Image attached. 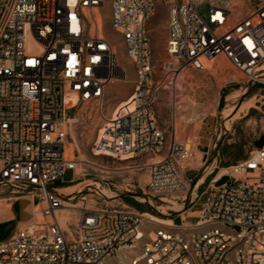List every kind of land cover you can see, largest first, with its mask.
I'll use <instances>...</instances> for the list:
<instances>
[{"label":"built area","instance_id":"built-area-1","mask_svg":"<svg viewBox=\"0 0 264 264\" xmlns=\"http://www.w3.org/2000/svg\"><path fill=\"white\" fill-rule=\"evenodd\" d=\"M159 3L168 15L156 60L148 23ZM106 9L135 73L109 117L108 90L128 69ZM220 56L264 83V0H0V185L35 196L37 206L0 241V264H105L123 250L125 264H264V146L224 167L219 153L211 165L205 153L204 172L217 169L192 232L147 229L142 213L107 204L79 206L69 229L60 216L75 195L56 182L82 163L68 147L82 117L102 119L93 154L144 160L132 166L147 172L144 193L164 200L189 189L184 168L194 150L168 140L156 102L183 71L203 72Z\"/></svg>","mask_w":264,"mask_h":264},{"label":"rangeland","instance_id":"rangeland-1","mask_svg":"<svg viewBox=\"0 0 264 264\" xmlns=\"http://www.w3.org/2000/svg\"><path fill=\"white\" fill-rule=\"evenodd\" d=\"M200 12L206 17L208 7L201 6ZM106 13L109 34L116 41L120 59L128 69V78L114 82L108 90L104 113L109 117L116 105L126 99L122 98L123 95L127 94L128 97L133 90L135 73L133 65L125 56L120 38L110 27L111 17L108 9ZM167 15V5L159 3L155 15L148 23L156 60L162 58L165 53ZM156 114L160 125L166 131L168 140L176 137L194 150V156L187 162L185 169L186 175L191 180L189 189L173 194L174 197H167L170 200L144 193L147 172L143 168L132 167L135 163L141 165L144 160L140 158L117 160L93 154L91 145L102 119L97 116L82 117L72 128L70 141L75 155L86 162L78 164L74 170L67 171L63 182H56V185L61 187L59 191L65 196L75 195L73 203L76 207L63 211L64 214H70V218L64 224L66 229H69L68 221L71 219L70 222L73 223L76 219L78 207L85 203L89 206L107 204L125 207L142 213L148 220L147 229L165 225L152 220V216L170 219L175 226L167 227L173 230L182 229L181 225L195 223L200 214L205 192L212 185V176L217 169L211 166L210 170L204 172L205 153H208V165L214 163L213 156L219 153L217 155L219 166H228L246 158L256 148L254 141L264 135V83L252 82L232 66L227 58L220 56L219 59L209 63L208 69L203 72L185 70L176 85L160 93L156 102ZM202 130V142L206 143L209 136L211 143L204 150L198 149L197 137ZM214 143H216L215 148H213ZM97 185L106 188L114 196L104 194ZM82 196H86V201L81 200ZM13 202L23 204L25 211L19 214L18 219L0 222V241L13 234L18 220L29 214L31 219L34 217L36 197L17 193L12 186L0 185V220L12 216L6 213L11 212ZM159 211H163L164 214ZM194 230L186 228L188 232ZM120 256L122 258L123 254ZM125 263V260L118 261L115 257L108 262V264Z\"/></svg>","mask_w":264,"mask_h":264},{"label":"bare ground","instance_id":"bare-ground-1","mask_svg":"<svg viewBox=\"0 0 264 264\" xmlns=\"http://www.w3.org/2000/svg\"><path fill=\"white\" fill-rule=\"evenodd\" d=\"M115 49H116V51H117V47H116V45H115ZM216 59V58H215ZM214 59V60H215ZM214 60H212L211 62H209V63H212ZM208 63V64H209ZM264 68V67H263ZM184 72V71H183ZM182 72V73H183ZM182 73L179 75V77H178V79L180 78V76H182ZM177 79V80H178ZM177 80H176V82L173 84V85H176L177 84ZM117 82V81H116ZM113 84V83H112ZM172 85V86H173ZM179 85V84H178ZM71 131H72V129H71ZM71 144V146H69ZM68 147L70 148V150H73V144L72 143H68ZM129 157H126V158H123L122 160H126V159H128ZM130 159V158H129ZM79 160H81V158L79 157ZM81 162H86V161H83V160H81ZM91 164H94V165H96V166H98L96 163H94V162H90ZM127 167V166H126ZM221 172H226V169L225 168H222L221 169ZM94 188V187H93ZM97 188L98 189H100L104 194H106V195H108V196H114V194H112V193H109L108 192V190L106 189V188H100V185H97ZM79 190V189H78ZM77 190V191H78ZM35 197V196H34ZM164 200H170V198H164ZM70 207H76V205H74V204H66L65 205V208L64 209H62L61 210V213H60V216H61V220H62V225H63V227L65 228V221H67L69 218H70V214H64L63 213V211L65 210V209H67V208H70ZM35 208H37V206L35 207ZM164 211V210H163ZM163 211H159L160 213H163L164 214V212ZM152 216V215H151ZM148 219L150 220V218L148 217ZM152 220H154L155 222H157V223H161V224H165L166 226H171V227H173V226H175V223H172V221L170 220V219H165V218H163V217H159V216H152ZM168 222V223H166V222ZM179 225H176V227H178ZM185 226V228H195V227H197V226H199V224H197V223H191V224H185L184 225ZM150 235L151 236H155V234L153 233V232H150ZM121 254H123V257L121 258ZM126 256H128V252L127 251H119V253H118V255L115 257V258H117V260H119V261H121V260H125V257ZM114 258V257H113ZM110 259H112V258H110ZM110 259L108 260V261H106L105 262V264H108V262L110 261ZM125 262H126V260H125Z\"/></svg>","mask_w":264,"mask_h":264},{"label":"crops","instance_id":"crops-1","mask_svg":"<svg viewBox=\"0 0 264 264\" xmlns=\"http://www.w3.org/2000/svg\"><path fill=\"white\" fill-rule=\"evenodd\" d=\"M216 59H219V57H217ZM122 98H127V94L126 95H123V97ZM204 130V129H203ZM203 130L199 133V135H198V149H200V150H204V148H206V147H208L209 146V144H211L210 143V138H209V136H207V142L206 143H203L202 142V139H203ZM187 168V165L185 166V168H184V171H185V174H186V169ZM203 178H205V176H203ZM204 181V180H203ZM25 206L23 205V204H19L18 202L16 203V202H13L12 203V206H11V212L9 211H7V213H6V215H9V214H11L12 216L11 217H8V218H5V219H1L0 220V222H4V221H7V220H14V219H18V217H19V214L21 213L22 214V212L23 211H25V208H24ZM28 207V206H27ZM3 213V212H2ZM30 219H31V216H30V214L29 215H26V217H24V218H22V219H20V220H18V222H17V225H16V228L19 226V225H21V224H25V223H27L28 221H30ZM16 228L14 229V231L16 230Z\"/></svg>","mask_w":264,"mask_h":264},{"label":"water","instance_id":"water-1","mask_svg":"<svg viewBox=\"0 0 264 264\" xmlns=\"http://www.w3.org/2000/svg\"><path fill=\"white\" fill-rule=\"evenodd\" d=\"M254 144L257 148L264 146V135H262L258 140L254 141ZM229 179L227 174L222 175L218 180L215 181V185H221Z\"/></svg>","mask_w":264,"mask_h":264}]
</instances>
